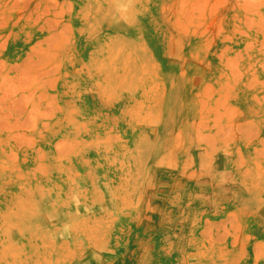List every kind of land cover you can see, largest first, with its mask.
Instances as JSON below:
<instances>
[{"label":"rangeland","instance_id":"rangeland-1","mask_svg":"<svg viewBox=\"0 0 264 264\" xmlns=\"http://www.w3.org/2000/svg\"><path fill=\"white\" fill-rule=\"evenodd\" d=\"M0 264H264V0H0Z\"/></svg>","mask_w":264,"mask_h":264},{"label":"bare ground","instance_id":"bare-ground-1","mask_svg":"<svg viewBox=\"0 0 264 264\" xmlns=\"http://www.w3.org/2000/svg\"><path fill=\"white\" fill-rule=\"evenodd\" d=\"M40 227V226H39Z\"/></svg>","mask_w":264,"mask_h":264}]
</instances>
